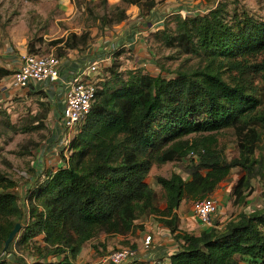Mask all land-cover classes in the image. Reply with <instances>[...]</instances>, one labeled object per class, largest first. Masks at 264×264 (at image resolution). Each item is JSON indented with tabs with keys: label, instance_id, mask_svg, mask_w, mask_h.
Segmentation results:
<instances>
[{
	"label": "trees",
	"instance_id": "obj_1",
	"mask_svg": "<svg viewBox=\"0 0 264 264\" xmlns=\"http://www.w3.org/2000/svg\"><path fill=\"white\" fill-rule=\"evenodd\" d=\"M121 1L137 7L140 15L158 4ZM110 14L99 18L100 30L127 19L126 9L114 7ZM149 37L151 48L170 49L175 52L170 58L186 57V63L194 58L195 63L170 72L156 60L155 51L150 54L156 73L143 67L125 71L116 53L100 76L94 102L69 142L63 165L44 175L29 169L35 180L24 194L26 205L14 192V178L0 171V256L14 243L35 256L31 264H74L85 244L128 236L141 229L138 221L154 216L179 243L168 263L154 264H264V210L241 212L222 230L203 229L198 235L180 231L175 213L182 200L211 199L235 168L244 173L232 192L234 204L241 205L251 180L262 175L264 16L250 13L237 0H223L201 15L174 14ZM90 40L88 32L69 33L50 46L62 58L67 51H82ZM27 53L39 55L33 44ZM11 74L0 67V79ZM35 94L41 99L36 113L29 109L24 117L28 124L22 127L0 111L6 128L24 134L48 130L47 106ZM229 130L239 153L230 161L225 154ZM190 153L195 157L187 158ZM185 162L184 177L156 178L165 202L160 210L156 193L146 183L149 172L153 166ZM16 224L21 230L4 251ZM39 236L41 247L34 244Z\"/></svg>",
	"mask_w": 264,
	"mask_h": 264
},
{
	"label": "rangeland",
	"instance_id": "obj_2",
	"mask_svg": "<svg viewBox=\"0 0 264 264\" xmlns=\"http://www.w3.org/2000/svg\"><path fill=\"white\" fill-rule=\"evenodd\" d=\"M101 1L102 0H0L1 65L6 63L10 66V64H14L15 61L20 62L21 56L27 54V47L30 44L35 45V49H37L39 55H53L56 57L54 47L50 46V43L57 39L65 38L69 33L80 35L84 32H88L91 34L89 45L78 54L83 53L85 49L96 48L100 39L108 37L110 31L115 27H104L103 30H100V17L103 15L111 17L110 12L114 7L126 9L127 12L130 10V13H133V9L124 4L121 0H107L105 5L102 4ZM156 1L162 3L165 0ZM219 1L223 0H176L174 3L179 4V6H177L179 8L184 6L186 8L191 7L190 9L195 8L207 11ZM237 1L239 6L247 9L257 17L264 16V0ZM137 12L140 15L139 9ZM143 14L146 15V13ZM170 18L171 16H168L166 20ZM144 43L148 48L152 45L149 39L148 42L145 40ZM154 47L155 46H153V48L150 47L148 52H152L153 54V52L156 51V60L160 61L165 69L170 72L177 69L180 65L191 66L195 63L194 58H190L187 63L185 62L186 57L170 58L175 55L174 51L170 49L155 50L156 47ZM69 53L70 52L67 51L68 55ZM62 58H67V55ZM123 59L125 71L132 69L133 61H131V58H128V62H126L127 59L125 57ZM152 63L154 62L152 61ZM153 68L154 70L156 69L155 66ZM156 72L155 70L152 74ZM172 76L171 74L166 77L171 78ZM101 77L99 79H101ZM6 82H8V80ZM5 105V102H0V111H4L10 116L12 124L18 127L28 124V120H25L24 117L26 116L29 106L23 104V102H15L8 106ZM4 120L5 116L0 115V171L8 173L14 178L17 183V188L14 192L18 194L21 204L24 203V205H26L24 194L27 190L32 189L30 185L35 180L34 178L30 179L32 174L29 172V169H34L39 161L46 171H50V169L53 170V168L55 169L60 159H66L64 155L65 145L63 144L62 151L53 150L54 143L51 139V132L49 129L43 128L40 131L25 134L14 133L5 127L3 123ZM225 132L228 133L229 136L225 154L227 160L230 161L237 158L239 153L236 146V139L232 131L229 130ZM34 144L38 146L27 154V151L31 149ZM56 155L57 157H54ZM56 158L57 160L59 159L58 162H56ZM41 163H39V165H41ZM183 164L167 163L161 166H153L149 172L146 183L156 193L157 205L160 209L165 208V202L162 195L163 192L160 187L157 186L156 178H169L172 174H179L184 177V166L187 163L185 162ZM46 171L43 172L45 173ZM243 176L244 173L241 172L240 169L235 168L231 170L226 181L221 183L212 195V199L216 201L218 205L219 201L224 204L222 216H225L228 221L241 212L250 213L256 210H264V170L261 176L251 180L250 188L245 191L243 204H234V197L232 196L233 188ZM39 179L41 178L39 177ZM194 202L195 201L187 200V203H191V212ZM24 205L21 207L27 210V206ZM153 217L154 216H148L145 217L146 219L144 220L153 219ZM102 240L105 241V247L100 246ZM110 242L111 241H107L106 238L100 237L94 242L87 244L84 248L85 253L88 249H93L92 246L97 247V250H95L97 253L86 254L82 256L79 261H74V264H105L103 259L117 250L115 247L109 249L110 244L108 245V243ZM106 246H108L107 249ZM16 250L22 256L32 255L25 250L19 251L17 248Z\"/></svg>",
	"mask_w": 264,
	"mask_h": 264
},
{
	"label": "crops",
	"instance_id": "obj_3",
	"mask_svg": "<svg viewBox=\"0 0 264 264\" xmlns=\"http://www.w3.org/2000/svg\"><path fill=\"white\" fill-rule=\"evenodd\" d=\"M176 0H165L162 3H158L155 8L150 11L147 15H139L137 12L138 9L134 6H130L133 9V13H130V10L127 12V19L115 26L109 33L108 37L100 39L96 48L85 49L83 53L78 54V50H71L69 55L67 54L66 60H64V68L62 71V76L65 80H68L78 73L81 72V69L87 65L104 59L107 57V49L115 50V53L112 55L114 60V55L120 52L118 59L121 61L122 69H124V57L127 59L131 58L133 61V68L143 67L149 73L155 72L154 66L151 60V54L148 52L150 49L146 47L144 43L145 40L148 42L150 35L156 30L161 29L163 26L166 17L174 13L179 7V4L174 3ZM178 3V2H177ZM135 10V11H134ZM140 34V35H139ZM147 38V39H146ZM152 53V52H151ZM15 61L14 59H12ZM19 62L15 61L14 64L11 63L10 66L6 63H3L0 67L6 69L10 72H14ZM14 68V70H13ZM129 69V70H132ZM12 75V74H11ZM8 80V82H6ZM11 76H7L0 79V102H5L8 106L15 102H23L28 107V111L33 110V113H36V102L40 99V95L35 93H40L43 98L42 101L45 102L47 106V114L45 125L51 132V139L54 143L53 150L62 151L63 141L65 139V134L59 123L62 109V100L65 94L66 89L61 86L60 83L50 84L42 83L39 85H31L27 89L18 90L11 87L10 84ZM47 89V91H46ZM41 100V99H40ZM5 105V106H6ZM14 107V105H13ZM26 113V115H27ZM23 117V116H22ZM48 155V154H47ZM54 157H57L54 156ZM59 159L56 162H58ZM37 162L35 166L36 175H44V169L42 163ZM63 165V160L60 159L57 167L50 171L54 172ZM191 203H187V200H182L179 208L175 211L176 216L178 217V229L182 232L191 233L198 235L199 230L207 229L200 225L193 217L191 208ZM224 204L219 201L218 213L214 219V228L222 230L225 224L228 222L225 216H222V209ZM163 210V209H160ZM153 219H156L153 217ZM140 220L136 225L140 226L141 229L136 230L134 233L129 234L128 236H115L110 238L108 241L109 249H121V248H130L134 247V250L137 253L136 261L141 264H154L155 262L164 261L168 263L169 257L176 253L178 250L179 243L175 241L170 230L160 224L157 220ZM197 223V224H196ZM199 228V229H196ZM150 235L152 237V243L148 250L142 248V242L145 236ZM104 240V239H103ZM101 241L105 247V241ZM95 241V240H94ZM91 241L88 244L94 242ZM34 244L39 245L40 247L44 245L43 236H39L34 239ZM83 246L77 258L74 260L79 261L80 258L89 253H97L93 249H88L85 253V247ZM93 248V246H92ZM108 246H106V249ZM27 252V251H26ZM99 255V254H98ZM61 257L51 258L52 262L60 260ZM36 260L33 255L22 256L17 252L14 243L10 247L8 253L0 256V262L13 263V264H31ZM50 261V259L48 260Z\"/></svg>",
	"mask_w": 264,
	"mask_h": 264
},
{
	"label": "built area",
	"instance_id": "obj_4",
	"mask_svg": "<svg viewBox=\"0 0 264 264\" xmlns=\"http://www.w3.org/2000/svg\"><path fill=\"white\" fill-rule=\"evenodd\" d=\"M191 7L178 8L174 14L183 17L196 16L204 14L207 11L199 9H190ZM140 35V34H139ZM115 50L107 49V57L95 61L83 69L74 77L65 80L62 76L64 60L53 55H30L21 56L20 62L11 75V87L18 90L27 89L31 85L42 83L56 84L60 83L66 91L62 100V109L59 123L65 134L63 144L65 145V158L68 155V145L75 134L76 128L85 120L90 107L95 99L96 89L101 81L100 76L113 61L112 55ZM47 91V89H46ZM62 144V145H63ZM190 153L187 158H194ZM193 217L203 227L207 229L214 228V219L218 213V204L211 199H203L193 203ZM152 237L145 236L142 242V248L146 251L150 248ZM137 253L131 248H121L112 252L103 259L105 264H125L130 261H136Z\"/></svg>",
	"mask_w": 264,
	"mask_h": 264
},
{
	"label": "water",
	"instance_id": "obj_5",
	"mask_svg": "<svg viewBox=\"0 0 264 264\" xmlns=\"http://www.w3.org/2000/svg\"><path fill=\"white\" fill-rule=\"evenodd\" d=\"M20 230H21V225L16 224L15 227L13 228V230L9 233V235H8V237L4 243V248H3L4 251H6L8 249V247L14 242V240L16 239V236ZM110 264H114V263L111 262Z\"/></svg>",
	"mask_w": 264,
	"mask_h": 264
}]
</instances>
